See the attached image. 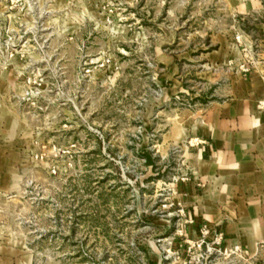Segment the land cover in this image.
Listing matches in <instances>:
<instances>
[{
  "label": "rangeland",
  "instance_id": "obj_1",
  "mask_svg": "<svg viewBox=\"0 0 264 264\" xmlns=\"http://www.w3.org/2000/svg\"><path fill=\"white\" fill-rule=\"evenodd\" d=\"M228 42L264 71V0H0V264H264L186 248L173 122Z\"/></svg>",
  "mask_w": 264,
  "mask_h": 264
},
{
  "label": "crops",
  "instance_id": "obj_2",
  "mask_svg": "<svg viewBox=\"0 0 264 264\" xmlns=\"http://www.w3.org/2000/svg\"><path fill=\"white\" fill-rule=\"evenodd\" d=\"M213 53L210 98L182 108L173 122L190 171L177 183L192 220L185 231L197 239L199 227L209 226L223 233V248L237 244L256 260L264 253V71L242 72L230 60L229 42Z\"/></svg>",
  "mask_w": 264,
  "mask_h": 264
},
{
  "label": "built area",
  "instance_id": "obj_3",
  "mask_svg": "<svg viewBox=\"0 0 264 264\" xmlns=\"http://www.w3.org/2000/svg\"><path fill=\"white\" fill-rule=\"evenodd\" d=\"M239 37H237L238 39ZM240 69L242 72H247L249 67L247 65H241ZM177 212L182 215L186 216L184 213L183 208L178 209ZM192 220L188 216L185 219V224L191 223ZM200 236L197 239H191L190 241L187 240V251H199L201 252L200 257L204 260H207L211 255L218 254V255H236L241 258L247 255L245 249H242L239 245L233 244L229 247H222V242L224 239V235L222 232L212 229L209 226L202 225L199 227ZM179 235H183V229L177 230ZM186 235V234H185Z\"/></svg>",
  "mask_w": 264,
  "mask_h": 264
}]
</instances>
